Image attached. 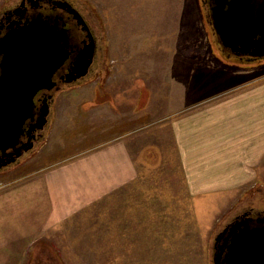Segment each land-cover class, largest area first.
Masks as SVG:
<instances>
[{
  "label": "rangeland",
  "instance_id": "obj_1",
  "mask_svg": "<svg viewBox=\"0 0 264 264\" xmlns=\"http://www.w3.org/2000/svg\"><path fill=\"white\" fill-rule=\"evenodd\" d=\"M15 1L0 0V7ZM81 1L100 19L103 71L58 93L46 141L22 167L0 171V192L44 171L55 158L51 150L80 152L114 124L122 128L119 114L130 104L134 108L138 94L142 102L154 94L167 104L178 95L174 81L190 72L198 92L187 99L196 94L199 100L223 87L224 67L254 65L224 62L204 0ZM260 65L264 59L255 63ZM181 92L174 102L186 99ZM153 132L135 138L150 147L134 150L140 171L132 182L50 227L36 228L18 259L10 255V264H214L217 234L237 213L264 209V186L239 189L227 198L193 194L169 132H160L159 140Z\"/></svg>",
  "mask_w": 264,
  "mask_h": 264
},
{
  "label": "crops",
  "instance_id": "obj_2",
  "mask_svg": "<svg viewBox=\"0 0 264 264\" xmlns=\"http://www.w3.org/2000/svg\"><path fill=\"white\" fill-rule=\"evenodd\" d=\"M255 63L224 67L223 87L199 100L196 94L187 99L198 92L189 72L174 81L178 95L169 103L154 94L142 102L138 94L134 108L130 104L133 110L119 114L124 115L122 128L113 119L108 135L101 133L100 140L80 152L50 149L55 158L44 171L0 192V264L19 257L36 228L50 227L132 182L140 171L136 151L150 147L136 144L139 134L169 132L177 165L193 194L227 198L239 189L264 186V65ZM180 92L186 99L174 102Z\"/></svg>",
  "mask_w": 264,
  "mask_h": 264
},
{
  "label": "water",
  "instance_id": "obj_3",
  "mask_svg": "<svg viewBox=\"0 0 264 264\" xmlns=\"http://www.w3.org/2000/svg\"><path fill=\"white\" fill-rule=\"evenodd\" d=\"M55 2L88 29L70 2ZM209 15L226 56L224 61L248 64L264 59V0H211ZM88 36L90 42L73 52L67 44L66 29L52 23L50 17H38L13 29L0 43V169L33 148L32 138L37 130L51 126L55 102L51 104L49 98L53 94L45 96L39 110L36 95L56 86L54 74L65 61H74L67 83L84 78L83 83L90 74L95 42L91 32ZM30 119L35 120L28 130L30 137L19 144ZM254 220L264 222V216L245 212L225 225L215 239L214 264H264V225H252Z\"/></svg>",
  "mask_w": 264,
  "mask_h": 264
},
{
  "label": "flooded vegetation",
  "instance_id": "obj_4",
  "mask_svg": "<svg viewBox=\"0 0 264 264\" xmlns=\"http://www.w3.org/2000/svg\"><path fill=\"white\" fill-rule=\"evenodd\" d=\"M57 0H16L14 3L10 5H5L3 7H0V43L6 39V35H8L13 29H17L20 26H24L25 24L31 23L34 19L38 17H43L46 20H48V17H50L52 23H56L59 28L66 29V32L68 34L67 44L69 46V49L73 52L80 50L83 48L86 44L90 42V38L88 36L89 32L92 33L93 40L95 42V56H94V62L91 67L90 72H101L103 69H101L99 66H101V63L104 58V52L102 48V44L100 42V36H99V30L101 28L100 19L96 15L94 11L89 9L87 5L82 2L81 0H67L71 3L73 8H75L84 18L88 29L85 30L82 23L78 22V19L74 16L73 13H71L67 8H62L58 4H56ZM63 1V0H62ZM65 1V0H64ZM204 3L208 5V18L211 23L210 19V7H211V0H204ZM213 28V27H212ZM215 31V30H214ZM101 32V31H100ZM216 34V33H215ZM2 56H0V62H1ZM74 61L71 58H68L65 63L56 71L54 74L53 79L56 81V86L52 90H41L36 95V105L37 110L40 109L41 105L43 104L45 96L48 97V95L51 93L53 94L52 98H49V102L52 104L56 101L57 95L62 90H65L66 87L71 86H77L78 83H81V79L75 83H67L66 82V76L71 67L73 66ZM94 65V67H93ZM97 68V69H96ZM0 74H1V66H0ZM89 76V75H88ZM87 76V77H88ZM86 80V79H85ZM84 80V81H85ZM57 88H59L57 90ZM61 89V90H60ZM38 113H36L37 116ZM35 120H28L25 125V133L22 135L20 143H26L28 141V138L30 137V134L28 133V130L32 123H34ZM48 126L45 127V129L37 130L33 136L34 146L32 149L24 151L23 155L18 157L15 162H12L8 166H4L0 171H4L5 169L11 170L15 169L25 163V161H28L31 159V156L36 154L37 151L40 149L42 144L46 141L45 136L47 132ZM11 149H9L10 151ZM1 153V151H0ZM24 162V163H23ZM251 209H254V207H250ZM249 213V215H252L254 217H257L259 215L264 216V209L257 211L254 209L251 211H246ZM243 213H237L234 218L228 222L231 223L235 218L238 216L244 214ZM252 225H264V222L254 220L251 223Z\"/></svg>",
  "mask_w": 264,
  "mask_h": 264
}]
</instances>
